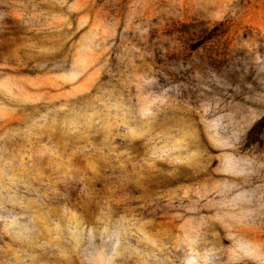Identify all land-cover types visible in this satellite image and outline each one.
Segmentation results:
<instances>
[{"label":"rangeland","instance_id":"374dc122","mask_svg":"<svg viewBox=\"0 0 264 264\" xmlns=\"http://www.w3.org/2000/svg\"><path fill=\"white\" fill-rule=\"evenodd\" d=\"M264 0H0V264H264Z\"/></svg>","mask_w":264,"mask_h":264},{"label":"trees","instance_id":"16d2710c","mask_svg":"<svg viewBox=\"0 0 264 264\" xmlns=\"http://www.w3.org/2000/svg\"><path fill=\"white\" fill-rule=\"evenodd\" d=\"M258 126L263 129L264 131V116L259 120Z\"/></svg>","mask_w":264,"mask_h":264}]
</instances>
